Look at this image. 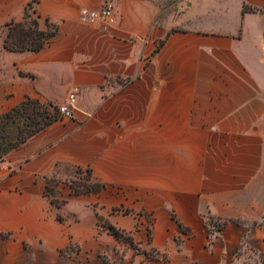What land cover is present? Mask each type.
Wrapping results in <instances>:
<instances>
[{
	"label": "crops",
	"instance_id": "obj_1",
	"mask_svg": "<svg viewBox=\"0 0 264 264\" xmlns=\"http://www.w3.org/2000/svg\"><path fill=\"white\" fill-rule=\"evenodd\" d=\"M32 1L0 0V113L77 104L0 161V264H264V0H39L56 35L7 50ZM106 1L107 31L89 20ZM77 168L104 188L74 195Z\"/></svg>",
	"mask_w": 264,
	"mask_h": 264
},
{
	"label": "trees",
	"instance_id": "obj_2",
	"mask_svg": "<svg viewBox=\"0 0 264 264\" xmlns=\"http://www.w3.org/2000/svg\"><path fill=\"white\" fill-rule=\"evenodd\" d=\"M38 1L33 0L27 5L21 21L7 24L9 32L4 44L7 50L19 53H37L43 50L47 42L56 35L55 25L49 24L48 31L40 29L36 10ZM246 9L245 7V11ZM59 120L61 118L58 106L41 97H27L21 104L8 112L0 113V161ZM76 176H78V180L76 178L69 181L74 195L98 193L105 186L95 180L90 168H77ZM59 183L58 180L49 178L46 187V195L57 209H61L65 204L64 201L56 199V189ZM58 218L63 220L60 215ZM209 224L219 232L220 224L218 222L210 219ZM108 228L116 237L119 236V232L115 229Z\"/></svg>",
	"mask_w": 264,
	"mask_h": 264
},
{
	"label": "built area",
	"instance_id": "obj_3",
	"mask_svg": "<svg viewBox=\"0 0 264 264\" xmlns=\"http://www.w3.org/2000/svg\"><path fill=\"white\" fill-rule=\"evenodd\" d=\"M89 20L93 24H101L105 31L112 28L116 22L114 3L112 1H106L99 10L89 13ZM76 104L77 98L74 94H72L65 103L58 106L60 118L72 119L76 111ZM120 212L124 213V210ZM154 221L155 217L153 214L143 213L139 216L135 227V232H137L141 227L146 229L148 234V243L151 241ZM209 230L211 234L213 231L217 233L215 228H213L211 225L209 226ZM183 232H187V230L183 229ZM132 235L133 232L122 231L119 232V236L117 238L120 242L126 243L130 247V245L133 246ZM157 257L161 258L160 256Z\"/></svg>",
	"mask_w": 264,
	"mask_h": 264
},
{
	"label": "rangeland",
	"instance_id": "obj_4",
	"mask_svg": "<svg viewBox=\"0 0 264 264\" xmlns=\"http://www.w3.org/2000/svg\"><path fill=\"white\" fill-rule=\"evenodd\" d=\"M200 2H204V3H211V8H213V7H215V6H217L218 4H216L215 3V0H199ZM222 1V0H221ZM172 1L171 0H169V3H171ZM198 2V0H195V2L194 1H191V0H189V4L191 3V4H193V6L195 7L191 12H193V13H199L198 12V4L199 3H197ZM192 6V7H193ZM190 9H192V8H190ZM77 178V180H78V176H76V174L74 175V177L72 178V180H75ZM56 199H58L57 198V195H56ZM59 200V199H58ZM59 201H61V200H59Z\"/></svg>",
	"mask_w": 264,
	"mask_h": 264
}]
</instances>
